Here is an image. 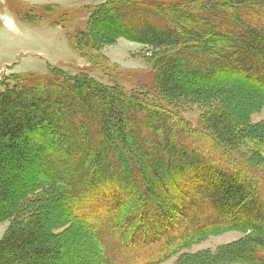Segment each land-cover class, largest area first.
I'll list each match as a JSON object with an SVG mask.
<instances>
[{"label": "trees", "instance_id": "trees-1", "mask_svg": "<svg viewBox=\"0 0 264 264\" xmlns=\"http://www.w3.org/2000/svg\"><path fill=\"white\" fill-rule=\"evenodd\" d=\"M87 9L68 43L111 83L49 67L0 90V264H83L65 243L89 264H264V0ZM119 38L148 49L150 80L109 65Z\"/></svg>", "mask_w": 264, "mask_h": 264}, {"label": "rangeland", "instance_id": "rangeland-1", "mask_svg": "<svg viewBox=\"0 0 264 264\" xmlns=\"http://www.w3.org/2000/svg\"><path fill=\"white\" fill-rule=\"evenodd\" d=\"M103 1L105 0H0V90L11 74L46 73L49 67H62L70 74L86 70L102 82L111 83L112 78L106 76L104 71L88 70L87 62L68 43V33L85 29L89 16L87 7ZM54 17L60 19L64 28L51 22ZM147 51L142 44L119 38L114 44L105 46L103 54L109 65L115 64L121 73L123 70L132 75L129 79L124 78L123 73L120 76L122 81L132 86L137 82L150 80L148 65L144 59ZM263 115L264 108L260 116ZM22 173L24 171L18 175L22 177ZM6 226L7 222L0 225V238ZM244 235L237 230L226 231L192 245L189 250H214ZM66 244L64 256L65 253H74V259L83 264H89L88 260H92L87 243L80 244V248L75 244ZM173 259L160 264H172Z\"/></svg>", "mask_w": 264, "mask_h": 264}]
</instances>
